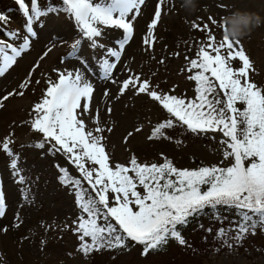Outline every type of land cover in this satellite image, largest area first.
<instances>
[{"label":"snow or ice","instance_id":"1","mask_svg":"<svg viewBox=\"0 0 264 264\" xmlns=\"http://www.w3.org/2000/svg\"><path fill=\"white\" fill-rule=\"evenodd\" d=\"M25 18L24 34L6 27L9 17L0 13V76L5 75L31 47V38L37 36L34 25L45 26L42 19L49 14L63 13L74 22L79 37L71 46L69 57H79L82 41L89 42L92 49H103L104 55L95 60L101 79L119 83V95L134 90L136 95H147L165 114V118L152 129L149 140L168 138L166 130L180 126L196 134H222L223 158L231 161L228 166H200L178 168L161 153L162 163H141L133 155L127 165L110 163L103 133L112 131L99 126L86 130L83 113L91 111L94 94L93 84L80 69L57 72L56 81H47L42 98L33 106L30 128L42 135L33 145L53 155L60 154L75 168L73 177L67 167H59L60 181L74 190L75 203L80 210L71 230L77 235V250L83 255L94 251L127 247V241L142 246V255L165 247L170 240L184 245L182 229L202 217L219 221L223 213L238 214L233 239L239 243L246 234H254L257 224L264 227V89L249 79L252 69L250 58L242 45L234 49L227 35L228 25L223 21V39L217 43L208 24L193 22L196 30L208 33L207 42H201L196 58L189 62L188 76L195 83L194 98H185L155 90L150 81L138 75H129L118 82L115 70L121 61L126 46L133 38L134 21L141 14L146 0H62V7L49 4L42 8L39 0H15ZM164 0H157L153 18L147 25L144 44L151 47L155 40L154 29L162 16ZM223 7V5H221ZM209 19L216 23L214 18ZM105 30H122L112 47L99 43ZM17 41H22L17 43ZM50 51V49L48 50ZM44 52V56L48 55ZM227 53L226 55L224 53ZM43 58V57H42ZM239 59L242 66L234 69L231 61ZM187 59V57H186ZM163 63V61H161ZM35 64L28 76L19 85L26 89L32 83ZM40 83L39 80L36 81ZM14 95H24L13 90L0 97L3 102ZM104 95H109L105 89ZM241 104L243 107H238ZM107 111L110 113L111 108ZM29 123V122H25ZM141 128L135 129L136 132ZM133 133H128L125 142ZM11 136L0 142L9 158L8 167L16 177V183L25 185L26 179L19 167V155L12 148ZM85 185H87L85 187ZM27 201L29 192L21 189ZM6 194L0 184V218L6 215ZM19 227V213L14 216ZM203 228L202 223L197 225ZM208 228L207 231H211ZM7 232V226H0ZM218 235H225L223 227ZM71 255V253L69 254Z\"/></svg>","mask_w":264,"mask_h":264},{"label":"rangeland","instance_id":"2","mask_svg":"<svg viewBox=\"0 0 264 264\" xmlns=\"http://www.w3.org/2000/svg\"><path fill=\"white\" fill-rule=\"evenodd\" d=\"M156 3L157 0H146L141 14L134 21L133 38L115 70L118 82L129 75H138L141 80L150 81L160 93L194 98L195 83L188 79L192 73L187 69L190 60L196 58L200 43L207 42L208 33L194 29L193 22L201 27L208 24L219 43L223 39L224 17L242 10L258 15L261 24L239 45L234 43V49L239 50L242 45L252 64L249 79L264 89V0H196V9L192 12L185 9L183 0H164L162 16L153 33L155 40L149 47L143 41ZM8 17L6 27L24 34L22 13L9 11ZM42 19L45 26L34 25L37 36L31 38L30 49L17 58L16 65L5 75L0 76V97L13 90L24 92L22 96L10 97L0 108V142L11 136V146L19 155V167L26 179L25 185L15 182L16 177L8 167L9 158L0 150V184L6 194L7 205L5 217L0 218V226L8 227L6 233L0 231V264H264V247L260 246V240H255L257 246L253 247L243 241L237 243L233 239L237 230L235 226L224 229L223 236L218 233L211 236L191 233L184 237L186 244L181 245L174 240L168 250L150 253L147 257L141 256L142 246L135 243L130 247L127 245L129 248L121 252L104 249L88 256L77 250V235L66 225L74 227L73 221L80 210L75 203L74 190L60 181L58 166L67 167L74 176L78 173L60 154L48 152L47 145L45 149L34 147L42 135L30 128L33 106L42 98L47 81L58 79L54 70L80 69L93 84L91 111L83 113L80 118L85 121L86 130L92 131L97 127L95 117L98 112L99 126L112 129L103 135L113 166L116 163L127 165L133 155L141 163H162L161 153L181 169L212 165L224 167L231 161L223 158L224 145L220 133L196 135L177 126L171 129L178 141L167 135L165 139L149 140L151 129L165 118L160 108L147 95H136L134 90L119 95V83L101 79L95 60L104 55L103 49H92L84 40L78 55L87 60V66L80 59L69 57L72 44L80 37L74 22L66 14L61 13L59 17L49 14ZM121 31L105 30L99 43L115 46L113 42L120 37ZM3 36L0 32V38ZM45 51H48L47 56L43 55ZM37 63L39 68L33 72L31 85L19 89ZM231 66L239 68L242 62L236 58L231 61ZM105 89L109 90V95H104ZM237 106L243 107L241 104ZM108 108H111L110 113ZM137 128L142 130L136 132ZM130 132L133 135L125 142ZM24 187L29 192L27 201L21 196ZM17 213L22 221L19 227L14 226Z\"/></svg>","mask_w":264,"mask_h":264},{"label":"trees","instance_id":"3","mask_svg":"<svg viewBox=\"0 0 264 264\" xmlns=\"http://www.w3.org/2000/svg\"><path fill=\"white\" fill-rule=\"evenodd\" d=\"M39 3L42 8L47 7L49 4L53 6H57V7H62V0H39ZM13 10L16 13H19V8H18V5L15 3V0H0V13H4L8 16L9 11H13ZM166 135L178 141V137L175 135L174 130L172 129L166 130ZM72 176L76 177L74 175ZM223 216L224 218L220 219L219 221H214V220H210L208 218H203V217L199 221L194 220L187 227H184L182 229V235L183 237H187L191 233H197L198 235L206 234L208 236H211L215 233H218L219 228L221 227H223L224 229H230L231 227L236 225L238 214H235L234 211L224 212ZM198 223H202L204 227L203 228L198 227L197 226ZM208 228H211L212 230L207 231ZM255 240H260V243H259L260 246L264 247V227H262L260 224H257L254 230V234H252L251 232L246 234V237L242 241L246 243L247 245H249L250 247H253V246H257V244L254 242ZM173 242H174V239L170 240L168 244L162 249L157 250V251H151L150 253L157 254V253L164 252L166 249L167 250L169 249V247L173 244ZM132 244H134V242L130 240L127 241V245H129V247L133 246ZM127 248L123 247V248H116V249H111V250L114 252H121ZM140 253H142V250L140 251ZM148 255L141 254L142 257H147Z\"/></svg>","mask_w":264,"mask_h":264},{"label":"clouds","instance_id":"4","mask_svg":"<svg viewBox=\"0 0 264 264\" xmlns=\"http://www.w3.org/2000/svg\"><path fill=\"white\" fill-rule=\"evenodd\" d=\"M183 6L188 12L195 11L196 0H183ZM224 21L228 25L227 35L233 42L242 41L261 24V19L258 15L242 10L230 13L224 17Z\"/></svg>","mask_w":264,"mask_h":264}]
</instances>
